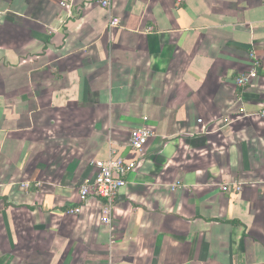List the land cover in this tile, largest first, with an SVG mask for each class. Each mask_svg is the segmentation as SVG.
<instances>
[{"label": "crops", "instance_id": "crops-1", "mask_svg": "<svg viewBox=\"0 0 264 264\" xmlns=\"http://www.w3.org/2000/svg\"><path fill=\"white\" fill-rule=\"evenodd\" d=\"M262 109L264 0H0V264H264Z\"/></svg>", "mask_w": 264, "mask_h": 264}, {"label": "built area", "instance_id": "built-area-1", "mask_svg": "<svg viewBox=\"0 0 264 264\" xmlns=\"http://www.w3.org/2000/svg\"><path fill=\"white\" fill-rule=\"evenodd\" d=\"M104 8L110 9L112 0H98ZM66 6V3H62ZM120 24L118 17H112L110 21L111 27H117ZM257 69H251L239 74L236 77V83L239 87H244L257 76ZM244 111V108L241 109ZM260 115L264 117V109L260 111ZM154 132L146 127L135 128L130 134V146L138 151L142 156L146 145ZM116 151H112V156L106 160L95 161L98 172L93 179L87 180L79 189L81 199H86L90 195L98 196L105 200L102 208V222L113 230V212L120 191L128 185L129 174L136 171L139 162H128L123 156L115 155ZM23 188L28 189L31 183H23ZM228 185H223L222 189L226 190ZM70 213L80 212V207H73Z\"/></svg>", "mask_w": 264, "mask_h": 264}]
</instances>
